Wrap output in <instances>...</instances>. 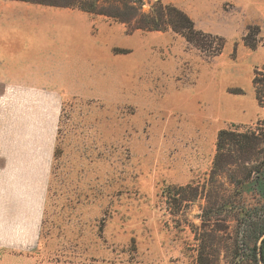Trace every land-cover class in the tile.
Segmentation results:
<instances>
[{"label": "rangeland", "instance_id": "1", "mask_svg": "<svg viewBox=\"0 0 264 264\" xmlns=\"http://www.w3.org/2000/svg\"><path fill=\"white\" fill-rule=\"evenodd\" d=\"M37 1L118 17L85 11L92 48L65 76L0 81V158L23 145L22 264H258L264 0L142 1L185 13L181 31L135 28L133 0Z\"/></svg>", "mask_w": 264, "mask_h": 264}, {"label": "crops", "instance_id": "2", "mask_svg": "<svg viewBox=\"0 0 264 264\" xmlns=\"http://www.w3.org/2000/svg\"><path fill=\"white\" fill-rule=\"evenodd\" d=\"M86 13L37 2L0 0V81H23L26 69L51 70L55 77L65 76L58 70L74 69L75 54H86L92 48ZM46 63L52 65L44 66ZM22 262L23 145L17 144L0 158V264Z\"/></svg>", "mask_w": 264, "mask_h": 264}, {"label": "trees", "instance_id": "3", "mask_svg": "<svg viewBox=\"0 0 264 264\" xmlns=\"http://www.w3.org/2000/svg\"><path fill=\"white\" fill-rule=\"evenodd\" d=\"M23 1H30L32 2L33 0H23ZM142 1L143 0H133L132 2H136L137 3V7L135 8L136 13L139 14V17H136L135 19V23L136 26L135 28H139V29H150V30H159L165 27H170L172 28L174 31H181V30H185V29H189L192 30L193 29V23L192 21L188 18V16L183 13L182 11L176 9L175 7L169 6V5H162L161 3H159L157 6L159 8L158 11L156 12H151L150 14H144V13H139V7L140 5H142ZM128 0L123 3L126 6H129ZM37 3H42V4H46L43 3L41 1H37ZM49 5H56L53 3H47ZM71 3H66V5H63L65 7H69L71 6ZM59 6V5H56ZM79 8L83 11L86 12H92V13H97V14H103L106 16H115L118 17V15L116 13L110 12V11H106L101 9H97L95 6V3H92L90 7L88 6H79ZM135 13V16H136ZM122 22H129V19L126 18H122L120 19ZM230 134L225 131V130H221L218 133L217 136V148H221L222 144L225 143V140H229L231 141L230 138H228ZM246 137H248V135H245ZM250 140H254L256 142L259 141V137H257L256 135H254L253 133L250 135L249 137ZM253 144L251 146H249L250 148H252ZM261 252H262V257H263V261H264V238L262 239L261 242Z\"/></svg>", "mask_w": 264, "mask_h": 264}, {"label": "water", "instance_id": "4", "mask_svg": "<svg viewBox=\"0 0 264 264\" xmlns=\"http://www.w3.org/2000/svg\"><path fill=\"white\" fill-rule=\"evenodd\" d=\"M263 238H264V233L260 236V238L258 240V244H257L258 264H264L262 252H261V242H262Z\"/></svg>", "mask_w": 264, "mask_h": 264}]
</instances>
